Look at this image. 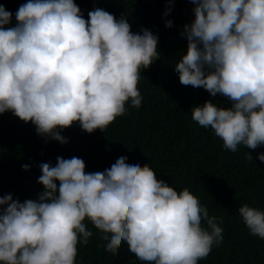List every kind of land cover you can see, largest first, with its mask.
<instances>
[{
	"label": "clouds",
	"instance_id": "clouds-1",
	"mask_svg": "<svg viewBox=\"0 0 264 264\" xmlns=\"http://www.w3.org/2000/svg\"><path fill=\"white\" fill-rule=\"evenodd\" d=\"M188 2L194 20L183 27L186 50L173 70L181 85L231 103L225 109L205 101L191 119L228 151L264 146V0ZM15 21L9 26L12 13L0 4V115L10 112L65 144L60 133L73 124L103 133L129 103L141 106V71L160 57L152 31L134 33L124 14L117 19L102 8L85 19L74 0H27ZM256 159L264 163V153ZM39 169L36 200L0 196V264H76L77 246L93 236L85 221L104 233L106 251L115 254L123 242L146 264H198L223 240L222 221L148 165L122 156L102 172H86L73 156ZM238 214L264 240V211L244 204Z\"/></svg>",
	"mask_w": 264,
	"mask_h": 264
},
{
	"label": "trees",
	"instance_id": "trees-1",
	"mask_svg": "<svg viewBox=\"0 0 264 264\" xmlns=\"http://www.w3.org/2000/svg\"><path fill=\"white\" fill-rule=\"evenodd\" d=\"M27 0H0L15 13ZM84 18L94 8H102L117 19L122 14L134 33L146 28L158 37L159 59L142 69L138 85L142 104L118 117L102 133L88 134L73 124L60 134L67 143L60 144L37 135L31 123L25 124L10 112L0 115V196L11 194L21 203L36 200L43 191L37 183L39 165L57 157L83 159L86 172L104 171L120 157L127 163L148 165L169 186L180 191L188 188L209 215L222 221L223 240L198 264H264V240L251 235L238 214L241 205L264 211V163L256 159L264 146L255 150L238 146L236 152L223 148L222 140L211 128H203L191 119V109L210 101L221 108H230L227 98L210 96L203 88L183 86L173 70L185 53L183 27L194 20V5L188 0H174L165 26L167 0H74ZM247 153L253 159H247ZM28 164L29 171L22 165ZM93 232L86 246L78 245L76 264H146L121 244L113 254L105 250L104 233L85 221Z\"/></svg>",
	"mask_w": 264,
	"mask_h": 264
}]
</instances>
